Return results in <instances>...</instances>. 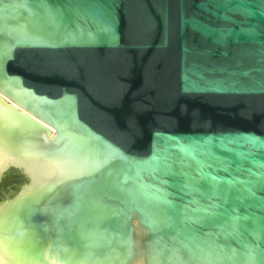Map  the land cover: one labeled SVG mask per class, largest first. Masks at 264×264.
Masks as SVG:
<instances>
[{"label": "water", "instance_id": "95a60500", "mask_svg": "<svg viewBox=\"0 0 264 264\" xmlns=\"http://www.w3.org/2000/svg\"><path fill=\"white\" fill-rule=\"evenodd\" d=\"M0 264H264V0H0Z\"/></svg>", "mask_w": 264, "mask_h": 264}, {"label": "flooded vegetation", "instance_id": "af4514ba", "mask_svg": "<svg viewBox=\"0 0 264 264\" xmlns=\"http://www.w3.org/2000/svg\"><path fill=\"white\" fill-rule=\"evenodd\" d=\"M12 176L15 177L12 181H10L7 184H0V186L3 187V189L6 190L7 187H9V186H13V188H15V185H18V184H20L23 181L22 177L20 175H18V174H15V175H12Z\"/></svg>", "mask_w": 264, "mask_h": 264}, {"label": "trees", "instance_id": "16d2710c", "mask_svg": "<svg viewBox=\"0 0 264 264\" xmlns=\"http://www.w3.org/2000/svg\"><path fill=\"white\" fill-rule=\"evenodd\" d=\"M15 177L12 176V175H7V176H4L1 178L0 180V184H7L9 183L10 181H12Z\"/></svg>", "mask_w": 264, "mask_h": 264}]
</instances>
